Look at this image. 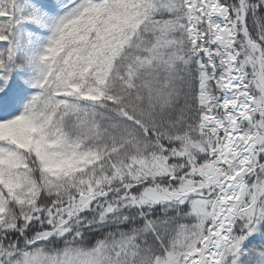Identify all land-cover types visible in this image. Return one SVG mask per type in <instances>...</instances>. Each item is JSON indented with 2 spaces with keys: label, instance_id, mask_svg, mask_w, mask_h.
I'll use <instances>...</instances> for the list:
<instances>
[{
  "label": "snow or ice",
  "instance_id": "6c2138e0",
  "mask_svg": "<svg viewBox=\"0 0 264 264\" xmlns=\"http://www.w3.org/2000/svg\"><path fill=\"white\" fill-rule=\"evenodd\" d=\"M0 264H264V0H0Z\"/></svg>",
  "mask_w": 264,
  "mask_h": 264
}]
</instances>
